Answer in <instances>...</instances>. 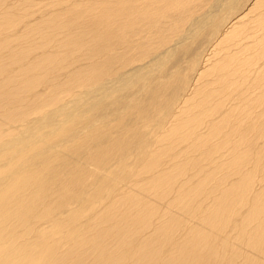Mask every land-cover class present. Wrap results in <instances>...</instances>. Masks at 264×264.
<instances>
[{
    "label": "bare ground",
    "instance_id": "bare-ground-1",
    "mask_svg": "<svg viewBox=\"0 0 264 264\" xmlns=\"http://www.w3.org/2000/svg\"><path fill=\"white\" fill-rule=\"evenodd\" d=\"M0 264H264V0H0Z\"/></svg>",
    "mask_w": 264,
    "mask_h": 264
},
{
    "label": "rangeland",
    "instance_id": "rangeland-1",
    "mask_svg": "<svg viewBox=\"0 0 264 264\" xmlns=\"http://www.w3.org/2000/svg\"><path fill=\"white\" fill-rule=\"evenodd\" d=\"M199 47H200V46H198V44L195 46V48L197 49L196 51H198ZM180 59H181V56H179L178 58L174 59V60L169 64L168 68L171 69L170 71H174V70L177 69V66H178L177 64H179ZM173 66H174V67H173ZM182 74H183V72L181 71V72L178 74V76L176 77V79L174 80V81H176V82H174V81L172 82V83H173V87L171 88V91H170L168 94H173L174 91H175V89H176V87L180 86V82H181V80H178V79L181 78ZM179 76H180V77H179ZM178 77H179V78H178ZM169 96H170V95H168L167 97H169Z\"/></svg>",
    "mask_w": 264,
    "mask_h": 264
}]
</instances>
